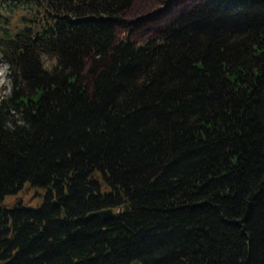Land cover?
Returning <instances> with one entry per match:
<instances>
[{
  "label": "trees",
  "instance_id": "trees-1",
  "mask_svg": "<svg viewBox=\"0 0 264 264\" xmlns=\"http://www.w3.org/2000/svg\"><path fill=\"white\" fill-rule=\"evenodd\" d=\"M15 1L0 264H264V0Z\"/></svg>",
  "mask_w": 264,
  "mask_h": 264
},
{
  "label": "rangeland",
  "instance_id": "rangeland-1",
  "mask_svg": "<svg viewBox=\"0 0 264 264\" xmlns=\"http://www.w3.org/2000/svg\"><path fill=\"white\" fill-rule=\"evenodd\" d=\"M181 3L182 5L179 3L172 5L169 13L160 16L159 21L162 24H164L165 22L172 19V17L175 16L180 9L187 6L186 3H183V2ZM18 4L19 3H17V1L15 0H0V33L3 32L4 29L8 27L7 26L8 21L6 23L4 20L5 18L11 19V21H13V19L16 18L18 15H22L25 13L24 11L23 12L18 11V9H20V6H22L23 3L20 5ZM156 7L157 6H154V8ZM141 9L136 8V7L133 8L132 11L129 12V14L126 17L128 19H133L135 16L138 15V13H141L139 12ZM9 16H11L12 18H10ZM7 32L10 33V30H8ZM126 33L127 32L121 31L119 34L126 35ZM147 35H148V32L147 33H144V32L135 33L132 36V38L134 40H141L145 38ZM8 75H9L8 65L4 63L0 57V99L9 93L11 85H10V82L8 81ZM42 201H43V191L30 188L28 185H25V187L22 190L16 192L13 195L6 196L4 200L2 201V203L0 204V208L9 209V210L14 207H18V206H23L26 208H36L42 203Z\"/></svg>",
  "mask_w": 264,
  "mask_h": 264
},
{
  "label": "water",
  "instance_id": "water-1",
  "mask_svg": "<svg viewBox=\"0 0 264 264\" xmlns=\"http://www.w3.org/2000/svg\"><path fill=\"white\" fill-rule=\"evenodd\" d=\"M126 211H127V206L126 205H124L122 207H119L117 209L107 208V209H102V210H99V211L91 212V213H89L87 215V218H89V219L97 218V219H100L103 222H106V221L113 220V219L121 216ZM134 264H138V263L135 262Z\"/></svg>",
  "mask_w": 264,
  "mask_h": 264
}]
</instances>
